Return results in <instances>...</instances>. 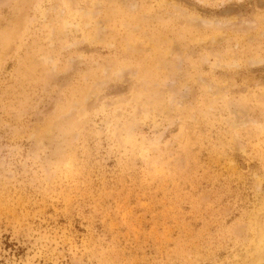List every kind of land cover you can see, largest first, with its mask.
Returning <instances> with one entry per match:
<instances>
[{"label": "rangeland", "instance_id": "rangeland-1", "mask_svg": "<svg viewBox=\"0 0 264 264\" xmlns=\"http://www.w3.org/2000/svg\"><path fill=\"white\" fill-rule=\"evenodd\" d=\"M0 264H264V0H0Z\"/></svg>", "mask_w": 264, "mask_h": 264}]
</instances>
